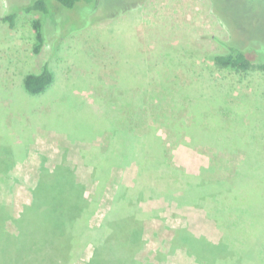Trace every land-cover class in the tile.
I'll use <instances>...</instances> for the list:
<instances>
[{
  "label": "rangeland",
  "instance_id": "1",
  "mask_svg": "<svg viewBox=\"0 0 264 264\" xmlns=\"http://www.w3.org/2000/svg\"><path fill=\"white\" fill-rule=\"evenodd\" d=\"M32 1L0 0V19ZM56 10L65 18L55 21L52 15L46 19L47 43L39 54L33 51L34 16L18 12L14 26L0 21V146H8L13 162L6 174L0 173V202L8 213L0 229V248L4 241L22 245L17 238L19 219L34 204L33 191L43 168L51 174L64 165L84 186L89 210L81 218L83 228L102 226L119 184L134 188L144 184L136 163L97 168L109 160L101 156L109 149L111 135L104 125L106 108L124 119L135 115L136 133L159 136L168 164L198 177L194 181H233L245 151L240 146L231 150L201 141L189 146L186 133L201 124L208 112L215 113L222 125L238 120L240 128L264 131V72L238 73L209 59L225 51L221 43L243 48L250 55L264 46V0H97L92 7ZM55 22L60 33H74L59 40ZM259 54L264 60V51ZM46 63L54 73V83L44 95L31 96L24 89V79L41 73ZM129 93H141L144 108L134 109L132 103L117 108L121 97ZM75 100L102 119V127L87 135L90 140H80L82 134L67 132L71 127L62 126L68 116L75 115V109H69L71 103L76 106ZM156 178H148L147 184L155 185ZM247 180L253 194L256 185L260 192L264 189L263 174ZM246 182L240 183V210H236L240 242L232 239L236 246L227 248L236 251L240 246V259L229 254L223 264H264V202L246 205ZM146 196L139 203L141 211L156 214L142 217L144 243L135 255L141 264L222 263L223 259L197 260L172 243L180 229L215 244L224 239L225 232L204 208L181 206L163 195ZM67 221L55 225L56 239H60L55 249H45L42 260L34 254L17 264H57L53 256L57 251L67 259L63 233L70 229L73 243L83 231ZM94 254L95 246L88 243L66 264H89ZM9 258V254L0 255V264Z\"/></svg>",
  "mask_w": 264,
  "mask_h": 264
},
{
  "label": "trees",
  "instance_id": "2",
  "mask_svg": "<svg viewBox=\"0 0 264 264\" xmlns=\"http://www.w3.org/2000/svg\"><path fill=\"white\" fill-rule=\"evenodd\" d=\"M96 3L97 0H33L29 5L12 10L0 21L14 26L18 12L23 11L34 16L31 22L35 34L33 51L35 54H39L47 43L46 19L52 15L55 21L59 16H61V20L65 18V14L60 15L62 12L56 10L57 8L75 10L79 5L85 8L86 6H95ZM54 11H57V14H54ZM73 12L76 13V11ZM58 24L55 22L59 40L74 33L72 31L67 35L60 33ZM221 44L225 51L209 56V59L217 66L238 73L264 72L263 55L259 54L260 50L264 51L263 45H259L260 50H256L255 54L250 55L243 48L227 43ZM53 83L54 73L46 63L41 73L25 77L23 86L29 95L38 97L47 93ZM127 91L124 92L127 93ZM136 94H138L137 97ZM136 94L129 93L126 97H121L117 108L128 103H132L134 109L144 108L141 93ZM128 99H132V101ZM71 104L69 109L74 108L75 115L70 118L68 116L66 123H62V126L71 127L67 132L82 134L80 140L81 138L90 140L91 138L88 139L87 135L95 134L103 125L101 117L98 118L94 114L86 112L82 105L79 107V102L76 100L74 102L76 106ZM112 112L113 109L106 108L104 125L111 135L109 149L101 155L102 159L109 160L98 163L99 165L96 167L101 170L104 166L107 169L111 166L126 167L131 163H136L139 166V178L143 180L144 184L138 188L119 184L113 200V208L108 212L102 226L93 229L85 225L83 228L81 227V218L86 216L89 210V202L84 196V186L75 181L72 171L64 165H60L51 174L43 168L38 185L33 191L34 204L31 208L27 207L26 212L19 219L21 229L17 238L22 242V245L16 247L14 242H2L0 255L9 254L10 256L8 260L4 261V264L27 261L34 254L41 257L42 260L44 256L42 253L45 249L51 251L56 248L60 239L59 237L56 239L58 235L56 236L54 232L55 225L64 220H68L69 226L74 223L78 230L83 231L78 234L77 240L73 243L70 242L74 237L70 229L69 233H63L64 237L61 240L67 244L64 249L67 259L61 258L57 251L53 254L56 256L54 261L57 264H66L67 261H71L73 254L88 243L95 246V254L89 264H126L127 261L141 264L135 255L142 250L144 243L142 217H151L156 214L155 211L149 215L148 213L143 214L141 211L139 203L146 195L150 198L163 195L168 200L174 199L181 206L188 204L204 208L208 217L215 220L221 230L225 232L224 239L215 244L204 237H196L186 229H180L175 231L172 242L174 247L184 248L197 260H206L208 263L214 260L217 262L218 259H223L219 264L226 263L228 256H232L229 254H234L240 259V246L236 248V251H229L227 248L235 247L236 243L240 242V214L236 213V210H240V183L247 181L245 188H248V191L245 190L243 195L249 200L246 205L251 207L260 204L262 200L264 202V189L260 192L259 185H256L254 188L257 191L253 194L254 190L247 180L259 174L264 175V131L240 128V124H237L238 120L232 121L231 125H222L215 113H205L204 118L200 121L201 124L187 129L185 140L187 145L192 146V143L201 141L228 147L231 150L240 146L245 151L246 157L237 168L232 182H209L207 179L201 178L199 181H194L198 177L168 164L166 155H164V145H162V139L159 136L154 132L140 135L136 133L137 118L135 115L124 119L119 115L113 116ZM138 116L142 117V113ZM145 125L146 123L140 124V126ZM5 151L6 155L0 156L1 174H6L13 166L10 158L12 152L7 145L0 146V154ZM148 178H156L157 183L150 186L146 182ZM176 192L182 193L175 195ZM42 207L45 208L42 209ZM4 215H8V213L5 211L4 204L0 202V229L5 218ZM114 231H118V234ZM57 232H61V230ZM109 234L110 236H108ZM2 238L5 240L4 237ZM35 238H38L39 242H33ZM232 239L237 240L236 243L232 242ZM116 241H119L118 244ZM48 244H51L52 247L48 248ZM60 259L65 261L59 263Z\"/></svg>",
  "mask_w": 264,
  "mask_h": 264
}]
</instances>
